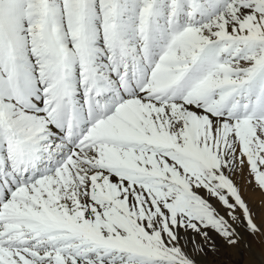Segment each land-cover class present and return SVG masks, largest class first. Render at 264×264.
Listing matches in <instances>:
<instances>
[{
    "label": "snow or ice",
    "instance_id": "snow-or-ice-1",
    "mask_svg": "<svg viewBox=\"0 0 264 264\" xmlns=\"http://www.w3.org/2000/svg\"><path fill=\"white\" fill-rule=\"evenodd\" d=\"M0 264H264V0H0Z\"/></svg>",
    "mask_w": 264,
    "mask_h": 264
}]
</instances>
